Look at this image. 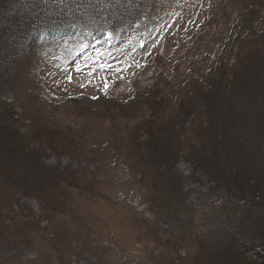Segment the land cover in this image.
I'll use <instances>...</instances> for the list:
<instances>
[{
	"label": "rangeland",
	"instance_id": "374dc122",
	"mask_svg": "<svg viewBox=\"0 0 264 264\" xmlns=\"http://www.w3.org/2000/svg\"><path fill=\"white\" fill-rule=\"evenodd\" d=\"M17 3L0 0V17ZM89 8L83 13L100 7ZM70 11L68 27L78 21ZM149 15L147 38L141 27L108 41L86 37L93 43L42 34L26 61L8 51L16 94L2 102L18 115L7 129L23 134L20 151L40 150L54 182L31 195L0 181V264H218L234 256L263 264L264 242L225 253L216 203H231L234 236L245 245L254 227L248 195L229 197L227 186L237 184L227 179L264 167V135L255 139L251 128L264 122L256 88L260 76L264 90V66L247 72L264 57V0H156ZM5 24L0 39L10 48L18 25L5 20L0 30ZM149 63L164 76L148 104L156 81ZM234 70L240 87L227 85L224 103L213 97L212 77L231 80ZM248 151L263 160L242 164Z\"/></svg>",
	"mask_w": 264,
	"mask_h": 264
},
{
	"label": "trees",
	"instance_id": "16d2710c",
	"mask_svg": "<svg viewBox=\"0 0 264 264\" xmlns=\"http://www.w3.org/2000/svg\"><path fill=\"white\" fill-rule=\"evenodd\" d=\"M15 1L18 3L14 7L13 12L7 18L0 17V22H5V20H7V22L11 23L16 22L18 25L17 29H15V27L13 28L15 31H18V34L13 36L10 48L0 39V181H4L6 185H9V188L16 185L26 194L35 195V189H37V187L53 184V173L48 172V167L45 165V161L42 160V154L39 149L30 148L25 144V148L20 151V141L23 138V134L20 131L16 132L7 129L11 120L18 115L12 112V108L5 102H2V100H6V98L13 97L16 94L17 72L15 69V58L8 57V51L13 52L17 58L26 61L30 56L31 46L34 41L33 30L39 27L40 30L51 33L71 30L68 28V25L63 22V16L65 15L63 12L68 8L71 10L75 9V11H70L68 15L75 12H77L78 15H82L83 11L87 10L86 4L105 6L106 8H101L99 11L100 20H105V24H100L99 30L107 32L112 23H115L117 28H122L133 23L137 24L140 19V9L137 6L136 10L134 6L138 3L150 6L154 4L155 0H73V2L70 3H66V0H61L60 2H56V0ZM125 3L128 5L127 8L123 7ZM141 23L144 24V21L142 20ZM7 28L8 26L5 24L0 30V34H5ZM260 44L264 47V41ZM263 63L264 57L250 62L247 72L250 73L253 67L264 66L262 65ZM225 70H228V67H225ZM153 72L155 73L154 77L156 81L148 85V97L154 100L160 85L158 83H160V78H163L164 73L158 74L155 71ZM239 75L240 74L236 70L229 73L231 80L226 79L224 76L216 77L213 75L211 82L217 84H215L216 88H213V97L217 96L221 101L227 103L230 97V91L227 89V85L235 84L239 86ZM256 79L258 98L261 104H263V97L261 94V92H264V90H262L263 80L260 76H256ZM211 98L208 97L206 100ZM153 100L146 102L149 104L150 102L152 103ZM231 127L232 125L230 127L217 125L218 129L225 132H228ZM251 128L256 135L255 139H263L264 122H254ZM262 160L263 159L258 155L255 156L248 151L241 163L247 165L250 161L259 162ZM203 162L208 161L203 160ZM237 175L239 182L233 179H227V183H229L228 181H232L237 184L234 189L227 186V195L229 197H234L236 196V191H238L237 194L248 195L245 196L246 207L252 214V218L248 223L254 224V227L250 232L244 235V237L247 238L245 245H243L242 240L237 243L236 235H232L229 239H223L218 242L223 246V250L226 254L229 250L234 249L236 251V257L238 250L247 254V252L250 253V250L264 242V228L260 227L262 224L260 218L264 219V167H240ZM224 179L226 178H223L225 183ZM251 179L258 181L256 184H253ZM254 194L258 195L256 197L250 196ZM230 204L231 203L224 202L223 200L217 204L218 210H220L224 216L219 231H227L232 227L231 219L233 216V208ZM259 247L262 248V245ZM225 260L226 262H219L218 264H237L235 256L234 258H225Z\"/></svg>",
	"mask_w": 264,
	"mask_h": 264
}]
</instances>
